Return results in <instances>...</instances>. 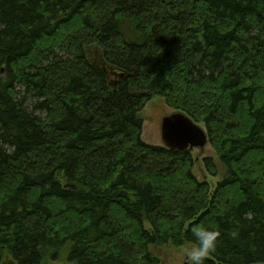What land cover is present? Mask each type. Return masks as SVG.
I'll use <instances>...</instances> for the list:
<instances>
[{"label":"trees","instance_id":"trees-1","mask_svg":"<svg viewBox=\"0 0 264 264\" xmlns=\"http://www.w3.org/2000/svg\"><path fill=\"white\" fill-rule=\"evenodd\" d=\"M155 97L207 129L216 185L143 140ZM162 248L264 264V0H0V264Z\"/></svg>","mask_w":264,"mask_h":264},{"label":"rangeland","instance_id":"rangeland-1","mask_svg":"<svg viewBox=\"0 0 264 264\" xmlns=\"http://www.w3.org/2000/svg\"><path fill=\"white\" fill-rule=\"evenodd\" d=\"M158 98L159 97H155L153 100H151L146 105L142 113L144 118L142 138L146 143L155 146L163 145V141L161 138V122L163 117L177 112L174 108L168 106L167 103L164 101V99L161 98L158 99ZM192 151L195 157V166H194L195 175L202 180H208V182L212 186L216 185L220 181L221 176L214 177L209 175L204 165L202 164L204 158L211 156H214L216 158L218 164L220 163L217 157L215 156V152L212 146L208 145L204 151L200 149H192ZM218 166L220 167V165ZM187 254H191V252L188 250L170 251L165 248H162L158 251V255L162 258L161 264H185V262L191 264L193 261L192 260L187 261L186 258ZM47 264H73V263L68 262L66 259H64L63 261L61 260L49 261Z\"/></svg>","mask_w":264,"mask_h":264},{"label":"water","instance_id":"water-1","mask_svg":"<svg viewBox=\"0 0 264 264\" xmlns=\"http://www.w3.org/2000/svg\"><path fill=\"white\" fill-rule=\"evenodd\" d=\"M161 130L164 143L171 149L199 148L204 150L208 144L206 130L183 112L164 117Z\"/></svg>","mask_w":264,"mask_h":264}]
</instances>
